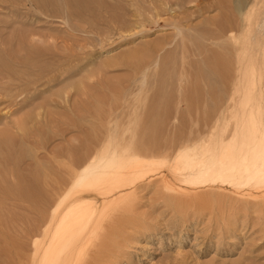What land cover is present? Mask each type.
I'll list each match as a JSON object with an SVG mask.
<instances>
[{
	"label": "rangeland",
	"instance_id": "374dc122",
	"mask_svg": "<svg viewBox=\"0 0 264 264\" xmlns=\"http://www.w3.org/2000/svg\"><path fill=\"white\" fill-rule=\"evenodd\" d=\"M263 4L245 0L246 11L255 9L252 23L264 13ZM235 7L236 0H0V87L8 82L12 89L0 95V264H32V243L41 237L55 204L52 178L59 176L64 188L65 165L104 144L107 120L115 112L123 124L128 110L120 109L124 97L136 89L142 69L155 66L128 57L154 41L173 44L174 25H182L184 32L192 25L197 35L216 37L225 17L236 16ZM204 48L210 54L216 46L206 41ZM169 54L165 49L160 69L150 73L145 88L165 96L151 124L155 140L147 143L154 151L172 141L167 129L176 130L175 140L189 131L193 137L205 135L216 112L202 103L198 111L190 107L187 112L184 105L179 120L173 118ZM212 54L210 67L218 61ZM188 60L184 76L195 79L198 90L206 89L196 57ZM224 68L233 74V62ZM224 72L220 69L214 89L230 85ZM233 119L234 114L229 124ZM37 172L41 177L33 183ZM165 175L174 181L169 171ZM161 180L141 182L128 191L123 209L110 211L106 239L101 238L107 254L99 264H264V206L254 199L245 202V177L234 187L181 184L179 190L188 193L181 197L169 193ZM26 187H32L27 200L22 196Z\"/></svg>",
	"mask_w": 264,
	"mask_h": 264
},
{
	"label": "bare ground",
	"instance_id": "6f19581e",
	"mask_svg": "<svg viewBox=\"0 0 264 264\" xmlns=\"http://www.w3.org/2000/svg\"><path fill=\"white\" fill-rule=\"evenodd\" d=\"M247 5L245 0H236V16L233 19L225 17V27L216 37L199 36L192 25H186V32L182 25H174L176 41L173 40V44L172 41H154L128 57L138 62L142 60L146 66L152 63L155 66L146 72L143 68L136 89L124 97L120 109L128 110L123 124L115 112L114 117L107 120L108 132L104 144L95 153L65 165L63 169L68 180H64V188L59 187V176L52 178V191H55L52 201L55 204L49 218L47 216L42 235L38 233L41 237L32 243V264H99L107 254L102 251L105 243L101 238H105V220L110 216V211L123 209L129 203L128 191L136 189L138 184L150 177H161L169 193L180 197L188 195L179 190L181 184L207 188L234 184V187L245 177L248 187L247 193L243 194L247 197L245 202L249 204L254 199L256 204L264 206V108L261 105L264 95V13L261 12L263 14L252 23L255 9L253 7L246 11ZM206 41L216 46L210 51L218 59L213 67L207 61L211 53L204 48ZM165 49H170L167 72L176 113L173 118L179 120L178 115L184 105L187 112H190V107L198 111L201 103L202 107L210 106L216 112L212 124H205L208 127L205 135H200L197 130L196 134L200 137H193L189 131L186 137L181 135L175 140L176 130L167 132V129L166 134L173 138L172 141L168 139L171 141H168L169 146H159L154 151L147 143L155 140L151 130L154 125L151 124L156 121L154 113L159 100L162 101L165 96L163 93L149 94L152 89L145 88L150 73L160 69ZM206 52L208 56H204ZM190 56L196 57L199 78L207 83H204L206 89L202 87V90H198L195 79L183 74L187 66H191L188 60ZM232 62L233 74H230L224 65ZM176 68H179L177 74L173 73ZM220 69L222 74L224 71L226 73L224 78L231 80L229 86L224 83L216 90L213 82L220 77ZM172 74L176 76L175 81H172ZM155 83L158 84L157 81ZM161 83L164 84L163 81ZM8 86L6 82L0 87V95L11 92ZM190 93L191 97L195 95L193 102L189 99ZM167 100L165 104L169 103ZM149 103H152L150 107ZM233 114L234 124H229ZM165 170L171 173L174 181L167 179ZM35 175L33 183L41 173ZM31 188L23 190L21 195L25 200L31 199ZM22 260L19 262L22 263Z\"/></svg>",
	"mask_w": 264,
	"mask_h": 264
}]
</instances>
